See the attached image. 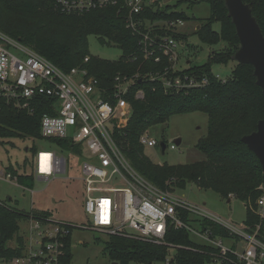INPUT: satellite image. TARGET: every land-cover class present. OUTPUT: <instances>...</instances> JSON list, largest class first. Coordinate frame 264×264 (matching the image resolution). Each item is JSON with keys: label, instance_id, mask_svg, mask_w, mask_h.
Returning a JSON list of instances; mask_svg holds the SVG:
<instances>
[{"label": "trees", "instance_id": "16d2710c", "mask_svg": "<svg viewBox=\"0 0 264 264\" xmlns=\"http://www.w3.org/2000/svg\"><path fill=\"white\" fill-rule=\"evenodd\" d=\"M242 1L249 5L264 37V0ZM206 2L209 5V16L202 20L178 11L182 1L171 7H161L155 2L154 11L144 9L140 15L151 20L182 19L186 25L193 24L191 34L202 44L209 47L221 45L216 51L209 52L204 64L188 65L181 71L171 73L173 78L182 79L187 75L197 80H206V84L200 88L179 92L165 93L160 81L148 79L149 72L162 71L167 66V61L161 58L162 62L155 64L143 59L139 53L137 38L126 28L124 13L118 11L122 0H117L116 6L82 14L60 13L55 8V0H0V31L63 72L72 68L86 69L88 75L94 77L99 87L105 90L103 96L107 101H111L113 79L116 76L138 77L125 96L131 110L128 122L113 135L131 167L159 189L165 190L169 186L184 189L188 183H193L199 189L211 190L225 200L233 195L245 203L244 224L252 230L258 226L257 237L264 242V218L260 219L257 214V201L263 194L260 189L261 165L241 141L243 136L256 130L258 121L264 117V97L255 84L253 68L233 60L239 41L223 0ZM214 24H218L217 31L213 29ZM158 34L176 39L183 48L189 47L187 38L190 34L185 31L175 33L160 30ZM91 36L101 46L117 48L121 53L120 57L109 61L91 56L88 52V38ZM86 57L88 61L84 63ZM230 62L234 63L230 77L224 81L216 79L211 67ZM136 91L143 92L142 99L135 98ZM48 103L43 98L35 99L32 102L34 111L29 114L0 100V140L40 139L39 123L46 112L45 104ZM190 113H203L207 116L206 135L195 145L196 150L205 156L204 160L189 164L155 165L142 156L143 147L138 140L143 133L165 124L172 116ZM50 142L62 150H73L67 141ZM33 149L34 146L29 152ZM9 172L13 176L16 174L13 169ZM15 177L20 184L32 178L31 175L22 174H16ZM29 215L45 217L49 213H22L0 202V260L20 255L23 238L19 234V223L24 222ZM202 226L210 227L214 235L225 234L219 226L209 221H203ZM166 241L186 247L192 245L184 230L170 229ZM104 252L111 263L152 264L163 261L168 249L134 239L108 236L104 242ZM202 258L200 253L177 250L179 264H201ZM68 260L71 261L69 249Z\"/></svg>", "mask_w": 264, "mask_h": 264}, {"label": "built area", "instance_id": "2783aa9c", "mask_svg": "<svg viewBox=\"0 0 264 264\" xmlns=\"http://www.w3.org/2000/svg\"><path fill=\"white\" fill-rule=\"evenodd\" d=\"M117 0H55V8L63 14H82L108 6ZM144 9L155 10L152 0H122L119 12L124 13L126 28L137 38L139 53L144 60L160 64L166 59L162 71L149 72L150 81L158 80L164 92H179L200 88L206 80L185 75L171 77L178 69L181 44L158 31L183 32L186 22L175 18L151 20L141 17ZM88 57L84 58V63ZM188 63V62H186ZM171 78H170V77ZM138 77L116 76L110 99L105 90L84 68L63 72L51 62L0 31V100L32 114L35 99L43 98L46 112L39 123L40 137L64 140L73 146H84L81 181L84 191V211L90 217L89 225H75L55 219L52 215H29L23 238V249L18 257L2 259L0 264H70V236L74 230H98L107 236L134 239L165 246L168 254L161 264H179L177 250L186 249L200 253L201 264H264V242L258 237V226L238 228L209 214L173 190L159 189L139 175L122 154L113 135L123 129L130 116V106L125 99L133 81ZM216 79H218L216 77ZM224 81V79H218ZM136 99L143 98L142 91L135 92ZM138 143L155 147L157 143L146 132ZM171 150L174 146L170 147ZM82 157V156H80ZM44 168V169H42ZM66 160L54 151H37L34 174L39 180L49 181L65 173ZM11 176L1 177L7 180ZM123 184L125 190L111 191V184ZM258 215L264 218V197L257 201ZM203 221L219 226L225 234L214 235ZM198 223L199 229L192 227ZM170 229L184 230L200 241L191 246L176 245L166 241ZM131 230L134 233H129ZM223 240L231 244L224 245ZM242 245L238 247L237 241Z\"/></svg>", "mask_w": 264, "mask_h": 264}, {"label": "rangeland", "instance_id": "374dc122", "mask_svg": "<svg viewBox=\"0 0 264 264\" xmlns=\"http://www.w3.org/2000/svg\"><path fill=\"white\" fill-rule=\"evenodd\" d=\"M158 6H174L182 1L177 10L182 11L188 17L202 20L209 16V5L206 0H152ZM215 31L218 24L213 25ZM193 24L184 27L189 36L187 38L188 48L181 47L178 69L183 70L188 65L200 66L207 61L208 54L216 51L220 46L209 47L202 44L195 35H192ZM187 50V51H185ZM88 52L93 57L115 61L121 53L117 48L104 47L99 45L95 37L88 38ZM189 61L190 63H186ZM234 63L227 65H213L212 74L218 79L230 77ZM207 132V116L203 113H190L175 115L169 118L168 122L156 126L146 132V134L156 141L157 146L144 147L142 156L150 160L155 165H178L189 164L204 160L205 156L196 150L195 145L199 139L203 138ZM180 140V144L174 142ZM58 140V139H51ZM165 143L166 149L161 152L159 144ZM70 144V143H69ZM71 145V144H70ZM33 151L29 152L30 148ZM174 146L171 150L170 147ZM73 150H62L52 145L49 139H10L0 140V202L6 203L9 207L22 213L32 211L47 212L55 219L63 220L75 225H89L90 217L84 211V191L81 181V165L84 162V146L71 145ZM54 151L57 156H62L66 160L65 173L57 174L49 181L39 180L34 174L35 155L37 151ZM82 156V157H80ZM128 161V160H127ZM130 164V163H129ZM10 169L16 174L31 175L32 178L24 180L22 184L17 182L16 174L11 175ZM11 177L2 180L6 174ZM123 184H111V191L125 190ZM177 196H182L188 202L203 207L209 214L218 217L225 223H230L238 228H244L246 217L245 203L233 195H229V200L222 199L211 190L199 189L193 183H188L184 189L173 188ZM262 197H264V187ZM264 208V207H263ZM193 228L199 229L198 223L191 224ZM20 235H25L27 225L19 223ZM129 233H134L129 230ZM108 236L98 230H74L70 236V264H112L104 252V242ZM193 242L200 241L195 236L190 235ZM237 241L238 247L242 245ZM13 242L10 243L12 245ZM224 245H230L227 240H223ZM129 264H140L131 262ZM152 264H161L155 262Z\"/></svg>", "mask_w": 264, "mask_h": 264}, {"label": "water", "instance_id": "95a60500", "mask_svg": "<svg viewBox=\"0 0 264 264\" xmlns=\"http://www.w3.org/2000/svg\"><path fill=\"white\" fill-rule=\"evenodd\" d=\"M227 10V16L235 29L239 41V48L233 56V60L241 65H250L253 68L255 84L261 89L264 97V37L252 16L249 5L242 0H223ZM198 27H196L197 29ZM243 144L258 159L262 172V187H264V117L258 121L256 130L241 138ZM180 144V140L174 142ZM164 153V142L159 144ZM112 264H118L113 262Z\"/></svg>", "mask_w": 264, "mask_h": 264}, {"label": "bare ground", "instance_id": "6f19581e", "mask_svg": "<svg viewBox=\"0 0 264 264\" xmlns=\"http://www.w3.org/2000/svg\"><path fill=\"white\" fill-rule=\"evenodd\" d=\"M42 169H44V168H42Z\"/></svg>", "mask_w": 264, "mask_h": 264}]
</instances>
